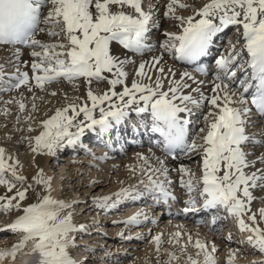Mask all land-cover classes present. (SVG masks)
<instances>
[{
  "label": "snow or ice",
  "instance_id": "snow-or-ice-1",
  "mask_svg": "<svg viewBox=\"0 0 264 264\" xmlns=\"http://www.w3.org/2000/svg\"><path fill=\"white\" fill-rule=\"evenodd\" d=\"M145 2L0 0V49L10 52L6 63L15 68L9 77L15 82L3 91L22 86L30 93L35 89L46 91V85L60 81L78 88L77 80H82L87 89L84 103L57 109L41 122L39 135L24 140L33 153L54 156L65 143L75 146L86 131L109 134L135 113L141 116L146 129L162 138L157 144L162 145L165 157L172 156L176 148L202 157V175L197 178L184 164L170 169L166 159L154 153L151 157L137 153L147 183L145 192L136 195H150L164 203L175 200L168 187L173 183L170 171L174 170L189 197L185 214L201 210L194 195L198 192L203 198L202 210L223 208L235 216L240 231L247 233L244 242L264 255V229L259 227L256 213L251 212V203L256 199L252 190L264 191V167H257L264 165V151H254L257 146L264 150V128L260 139L249 133L250 126H258L254 117L264 124V0H208L188 16L177 14L178 9L192 8L182 0H167L160 16L155 15L159 0H147V10ZM161 19L176 22L178 31L165 30L153 42L154 32L163 27ZM230 27L237 30L236 40L227 41V51L214 58V68L200 66L201 59L211 55L217 38ZM25 51L27 61L22 59ZM166 57L197 65L195 71L204 77L211 71V95L203 91L205 80L188 71L177 73ZM22 66L29 70L22 71ZM128 66L133 68L131 73L126 70ZM6 74L5 63L0 62V81ZM105 83L107 90L94 92L93 84ZM7 103H17L20 112L26 109L23 100ZM32 108L36 110L35 103ZM205 108L207 112L202 111ZM97 110L99 118L94 115ZM197 112H201L203 126L193 130L192 117ZM81 114L82 118L77 119ZM31 119L29 116L26 121ZM72 128L75 131H70ZM27 131H33L31 125ZM152 158L155 166L150 163ZM12 160L0 148V186L12 193L0 196V212L22 213L0 228L18 236L11 248L0 249V264L6 259L15 264L18 254L35 257L33 264H77L71 255L75 245L72 233L86 231V227H77L73 214L65 211L73 205L53 198V178L45 177L43 169L29 183L18 172L19 161L8 162ZM34 185H43V194ZM29 190L36 192V202L24 206ZM132 195L128 188L115 193L118 200ZM110 199L102 197L96 202L102 207ZM142 215L138 212L123 223L139 225ZM245 215L251 224L245 222ZM259 216L264 221V208ZM181 236L180 232L173 236L181 253L191 245L197 250L196 257L203 256V264H216L215 244L209 251L206 243L193 242L189 235L181 245ZM227 239H232L231 234ZM152 240L159 252L162 237L154 236ZM168 257L164 264L179 260L175 252ZM235 258L236 252H230L227 264H234ZM186 264L200 261L188 255ZM253 264H264V260Z\"/></svg>",
  "mask_w": 264,
  "mask_h": 264
},
{
  "label": "bare ground",
  "instance_id": "bare-ground-1",
  "mask_svg": "<svg viewBox=\"0 0 264 264\" xmlns=\"http://www.w3.org/2000/svg\"><path fill=\"white\" fill-rule=\"evenodd\" d=\"M182 2L191 5L192 8H190L189 10L178 9L177 10V14L178 15L188 16V15H192V9H196V8H199V7L203 6V4L207 3L208 0H182ZM166 3H167V0H159V11L155 13L156 16H160V14L165 10L164 6H165ZM144 6H145V10H147V0L145 2ZM160 22L162 23L163 27L159 31L154 32V34H153V42H155L156 37L157 36H161L163 31H165V30L178 31V25H177L176 22L168 21V20H165V19H161ZM230 28H232L234 30L236 29L235 27H230ZM223 34L224 33H222L220 35V37L217 38L214 46L212 47L211 55L209 57L202 58L201 61L199 62L205 68H208L210 70L212 68H214L215 67L214 58L218 57L222 53H226V51H227V40L225 39L226 41L223 42V39H224ZM221 47H223V50L220 51L219 49ZM237 47H239V45H237ZM9 55H10V52L5 51L3 49H0V62H4L5 63L6 73H7L5 78H4V80L0 81V105L3 106V108H5L7 110V112H8V114H9V115H7V118H6L8 120H5V121H1L0 120V123H4L6 125V128H8V131L10 133L11 132L13 134L17 133L18 136H20V138H21V144L20 145H21V149H22V147L28 146L27 145L28 143L26 142V140H24V137H26L27 135H29V133L32 132V131L31 132L27 131L28 126L31 125L32 128H34L35 125H37L36 117H35L36 115H34V113H36L37 111H40V109L38 108L39 106L38 107L36 106V110H33L32 104L38 99V97H40V99H46L47 97H50V98H52V97H55V98L60 97L61 100L59 102L62 105V107L61 108L59 107V109H62L64 107H66L68 104H70L69 101H73V103H77V104L84 103L87 100V97H86L87 89H86V87H85V85H84L82 80H77L75 83L79 86L78 88H74L72 84H68L65 81H60V82H56V83H53V84L46 85L45 86L46 87V91H41L39 89H35L34 92L30 93L23 86L20 89H18V90L13 89V90H10V91H3V89H5V88H10L11 84L15 82L14 80L9 79L11 74L15 72V68L12 67L10 64L6 63ZM148 58L149 57H147V56L145 57V59H148ZM22 59H24L26 61L29 59L27 51H25L24 54L22 55ZM133 59H137L138 60L137 57H133ZM166 60H167L168 65L173 67L177 71V73L182 72V71H188V72L192 73L194 76H196L197 79L205 80L206 83L203 86V91L207 95H211L210 88H211L212 85H211L210 81L213 78V73L211 71H210L209 76L204 77V76H202V75H200V74H198V73H196L194 71L193 65H189L187 63L179 62V61L173 62V60L170 57H166ZM21 70L25 71V70H29V69L27 67H25V66H22ZM126 70H128L131 73L133 71V68H132V66H128ZM153 75H155V73H153ZM92 87H93L94 92L101 93V92L107 90L108 85L106 83L105 84H99V85L93 84ZM52 92H56L57 95L56 96L51 95L50 93H52ZM29 94H30V96H28ZM37 94H39V95L37 96ZM34 97H35V99H34ZM77 98H79V99H77ZM12 100H15V101L23 100V102L26 105V109L25 110L30 111V112H28L27 116L23 115L24 112H20L19 111V106H18L17 103H7L8 101H12ZM87 102L89 104L91 103L90 101H87ZM207 110L208 109L205 108L202 111L203 112H207ZM69 114H71V113L69 112ZM82 115L83 114H81V117H78L77 119L82 118ZM94 115H96V117L99 118L98 110L94 113ZM29 116H31L32 119L26 121V118L29 117ZM10 117H11V121H10ZM192 120H193V124H192V129L193 130L198 129L199 127L203 126L202 125V119H201V112H197V114L192 117ZM254 120H255V122H256V124L258 126L257 127H251L250 126L249 127V133L250 134H254L256 139H260L261 138V136H260L261 128H264V124H262L260 122V120L258 118H256V117H254ZM128 121L131 122V123L127 122V124H124V125L120 126L118 130H113L111 133L103 135V136L98 133V130L95 131L97 134H99L98 139H95V136L89 135L88 137H86L85 141H82V142H84V145L80 144V143H77L75 146H64L63 148H60L62 155L64 154L63 156H65L68 153L71 155L69 159L73 160V162L76 163L75 165H78L80 162L84 163V161H89V160L93 163V165L90 167V169L89 168L87 169L85 167H81V165L79 166L78 169L84 171L85 173L87 172L88 174H86V175L89 176V179H88L89 181H87L85 179L83 182H85L87 184H90V185H92V184H94L96 182H101L100 181V173H96V171H100L102 167L106 168L105 169V173H107L109 171V169H111V168H114L115 170H120V168H124V167L130 168L131 165L133 166V168H135V167L136 168H140V167H138V165L142 164V161L137 157V153H141L144 156H149V157H151L152 154L154 153L155 156H160L162 159H166V162H167L168 167L170 169H174L178 165L184 164L185 166L189 167L193 172L196 173L197 178H199L202 175V157L199 154L190 156V155L185 154V151H179V152L177 151L176 152L177 156L174 159H172V157H165L164 153L161 150L162 149V145H158L157 144V141H159L158 140V135L155 134V133H152L150 130L146 129L143 126V120H142L141 116H136L135 113H132L130 115V119ZM5 125H4V127H5ZM40 125H41V123H40ZM74 130H75V128L70 129V131H74ZM88 132H91V131H88ZM91 133H94V132L92 131ZM89 140L92 143L91 144V148H93V151H95V152H93V151H90V152L83 151L82 152V147L83 146L84 147H89L90 146V145L88 146V143H87V142H89ZM96 142H98V143H96ZM122 142L125 144L124 146L122 145ZM114 145H116L119 148V149H117V151L115 150ZM23 149H25V148H23ZM149 149H151V152H149ZM121 150H123V153H120ZM249 151H253V149H249ZM254 151L257 152V153H261L264 150H262L259 146H257L254 149ZM80 153H82L81 154L82 156L76 157ZM84 158H86V159H84ZM34 160H35V162H34V170L36 171V174L38 173V171L40 169H43V173L46 172V174L44 173V176L45 175H46V177L51 176L53 178V181H52V187H53L52 196H53V198L62 200L63 199L62 193H64L65 191H68L69 193L72 194L70 196L71 199H72V196L76 195V191L74 189L70 188V190H68L66 187H65L66 189L64 188V184L72 182L70 180L68 182H66V179L68 177V174L65 171V166H64L66 164H61V163L58 164L59 172H57L56 175H55V174H52L50 171H48V169H49L48 167H49L50 162H52V160H54L52 155L36 154L35 153V159ZM150 163L153 166H155L154 158L150 159ZM257 167H264V165L257 164ZM77 171L78 170H75V172L72 171L73 174L70 173L71 175H69V176H70L71 180L73 179V177H75L74 174H78ZM102 171H104V169H102ZM83 173H81V174H83ZM20 174L23 175V176H27L28 173L26 171H21ZM28 177H29V175L27 176V178ZM80 179H82V177H79L77 179L78 183H79ZM161 179H163V178L161 177ZM170 179L173 181L172 185L173 184L176 185L175 189H181V190H185L186 191V189H183V188L180 187V185H179V176L177 175L176 171H174V170L170 171ZM90 181H91V183H90ZM81 183H82V181H81ZM85 183H83V184H85ZM75 184H76V182H75ZM95 185H97V184H95ZM201 185H202V183H201ZM77 186H78V184H77ZM125 187H129L128 189H130L132 191L133 195L130 196V197H124V198L119 199V200L117 199V197L115 195H114V197L113 196L111 197L110 201H108L110 204H107V207L109 208V211H111V209L114 207L112 209L113 212L114 211L121 212L118 215H115V214L111 215L110 216L111 219H114L116 221H121V219L127 220L129 217H131V216L135 215L136 213L140 212V213L144 214V215L139 217L140 221H142L143 218H145V214H146V210L145 209H148L150 207L152 208V206L154 205V206H157V207L155 209H153V210L157 209L156 211H158V213L161 212L160 218L158 220L160 222H162V223L166 221L167 223L170 224V226H173V227L175 225L180 224V223H178V224L176 223L175 225H172V222L175 223L178 220V218H180V219L182 218V220H187L188 219V221L192 222V223L189 224L190 228H192L193 230H199V231L201 230L205 234H208V232L211 234L212 232H214L213 228L218 226V224H217L218 223V218L221 217V216L219 215V217H217V216L214 217L213 214H212V212L214 210H202V205H200L198 203H197V208L201 209V210L195 211V216H194L195 218H191V217H189L188 215H186L184 213L183 209L187 206L185 202L189 198L188 195L186 196V198L184 199L183 202L179 203V205H181L179 207V211H183V212L179 213L177 211L178 209H174L175 208L174 207L173 208L174 209L173 212L170 211L168 213V215H167V210L171 209L170 205L172 204V200H169L167 203L163 202V204L165 205L164 208H168V209H165L164 211H161L160 209L162 207L158 208V206H160L159 204H161V200L158 201L157 199H155L152 196L154 201H155L154 202L155 204L152 203V201H150L151 202L150 203L147 200H146L147 202L144 203L142 201V198L144 197V195L143 196H137L136 195L137 192H140V193H142V192L136 187L126 186V185L123 184L118 189H116L115 191H109V190L105 191V196L104 197H110L113 193H117L122 188H125ZM253 190H255V189H253ZM258 190H259V192L261 191L260 189H258ZM43 191H44V189H43ZM42 194H43V192H42ZM194 195H196V197H197V193H194ZM148 196H150V195H148ZM200 198H202V197H200ZM112 199H116V201H113ZM261 199H263V198H261ZM202 200H203V198H202ZM64 202L71 204V201L67 200V199ZM116 202H119V203H117V205H116ZM197 202H198V199H197ZM121 204H123V205H121ZM142 205L143 206L148 205V207H143L142 208V207H140ZM149 205H151V206H149ZM72 207H74V205ZM115 207H117V208H115ZM71 208L66 209L65 211L66 212H70ZM144 210H145V212H144ZM151 211H149V213ZM206 211H208V212L212 211V212H211V214H209V213L206 214ZM202 212H203V214H205L204 217H206V218L209 217L210 218V222L209 223L206 222L205 223L206 225L205 224L203 225V223H202L203 220L199 217L200 215H198V213H202ZM190 213H192V212H189L187 214H190ZM98 215H95V216L98 218L99 217ZM103 215H105V214H103ZM197 215H198V217H196ZM106 219H107V217H106ZM213 219H215V223H213ZM14 220H12L10 218L7 219L6 217L5 218L4 217L0 218V228H4V226L6 224H9V223L13 222ZM182 220H181V225H182ZM232 221L235 223V224L234 223L233 224L238 228V231H237L238 234L240 236L241 235L246 236L247 233H244V232L240 231L238 223H236L237 218L235 220L234 216H233ZM262 223H264V221ZM185 224L186 223H184V225ZM80 225H83V224H80ZM140 225H142V222L139 223V225H135V227H133L132 230H136V233H137V231H138V233H141L142 231L139 232V226ZM196 225L198 227H191V226H196ZM229 225L232 226V223H230ZM99 227H98V229H99ZM137 228H138V230H137ZM177 228H179V227H177ZM144 229H146L145 226L143 227L142 230H144ZM164 229H165V227L163 229L162 228H160V229L157 228V230H155L156 232H155L154 236H158V235H162L163 236V231L162 230H164ZM115 231L118 234L121 232V230H118L116 227H115ZM3 232L6 233V235L8 233H10V234H13V233L11 231H0V235L2 234V236H0V240L2 241L0 243V249H9V248H11V246L13 244L18 242V237H17V235H15L13 237L9 236L10 237L9 238L8 236L3 235ZM147 232H149V231L147 230L145 233H147ZM161 232H162V234H160ZM74 234H77V232L72 233V236ZM164 236H165V234H164ZM184 239H186V237ZM184 239L182 240V245L185 244ZM169 240L171 241L172 239H169ZM209 243H210V241H209ZM105 244H107V243H105ZM174 244H176V242ZM213 244L216 245L217 243H215V242L211 243L210 248L212 247ZM30 246L31 245H29V247ZM148 247L150 248L149 250H151V252H152V250L156 249V245L153 242V240H151L149 243H147V248L146 249H148ZM160 249H162V245L160 246ZM77 251H80L79 253H77V254H79L78 255V259H76L77 264L78 263L84 264L81 261L84 258H87L86 256L88 254H86L85 251H83L82 249H78ZM161 251L164 252V249L161 250ZM155 252H157V251H155ZM159 252H160V250H159ZM160 254H162V253H160ZM168 254H169V251L165 250V254H164L165 259L168 257ZM213 255L215 256L216 254L214 253ZM138 258H139V256H137L136 259H138ZM194 258L198 259L200 261V264H203V256L202 255L200 257L194 256ZM34 260H35V257H23V256H20L18 254V258L15 261V264H33ZM215 260H216V264H224V262L223 263L221 262V258L219 256H215ZM235 260L239 261L237 258H235ZM262 260H264V258ZM184 261H182V262H184ZM86 262H85V264H87ZM178 262H180V261L179 260L175 261V264H179ZM132 263H134V262H132ZM4 264H13V262L10 259H7ZM145 264H147V262ZM185 264H186V261H185Z\"/></svg>",
  "mask_w": 264,
  "mask_h": 264
},
{
  "label": "rangeland",
  "instance_id": "rangeland-1",
  "mask_svg": "<svg viewBox=\"0 0 264 264\" xmlns=\"http://www.w3.org/2000/svg\"><path fill=\"white\" fill-rule=\"evenodd\" d=\"M223 42L226 40L228 41L229 39L235 41L237 38V30L235 29H228L224 32L223 34ZM226 39V40H225ZM223 44V43H222ZM221 44V45H222ZM220 51L223 50V47L219 49ZM39 94H37L38 96ZM30 96V94L28 95ZM61 98L60 97H47L46 99H38L34 102L35 105L40 109V111H37L34 113L36 115V122L37 125L33 128V131L29 133L26 137H34L36 135H39V133L43 130L42 126L40 123L48 118H50L52 115H54L55 111L61 108L62 105L60 104ZM70 103H73V101H69ZM54 111V112H53ZM5 112L7 114H5ZM28 112L25 110L23 115L27 116ZM49 114V115H48ZM6 115V116H5ZM8 112L3 106L0 105V120L5 121L8 120L7 118ZM11 121V117H10ZM4 123H0V148L5 149V155L6 156H11L13 158L12 161H8L9 163H12L15 160L19 161V166H18V172L20 173L21 171H26L29 175L28 177V182L32 183V177L36 176V171L34 170V162H35V153H33L30 149L29 146H24L21 149V138L18 136L17 133H10L8 131V128H6V125L4 127ZM75 131V130H74ZM22 137V136H21ZM27 142V141H26ZM66 144V143H65ZM28 145V144H27ZM67 146V144L65 145ZM27 147V148H26ZM25 148V149H23ZM115 150L119 149L116 145H114ZM83 152V150H82ZM120 153H123V150H121ZM82 153H80L76 157H80ZM64 155V154H63ZM61 153L60 148L56 150V155L53 156L52 162L49 164V169L52 174H55L59 172V167L58 164H66L65 166V171L68 174V177L66 179V182L69 180L72 181L71 183H66L64 184V188L66 187L68 190L74 189L76 191V195L72 196L71 199V193L68 191H65L62 193L63 195V201L70 200L71 204L74 205L70 209V212L73 214V223L78 227L80 224H83L86 227V231L83 232H77V234H74L73 237L75 238V245L71 249V255L73 259H78L77 253L80 251H77L78 249H82L85 251L86 254H88L84 258V261H82L84 264L85 262L87 264H164L165 260L167 261L169 257L165 259L164 254L165 250L170 252H175L176 255L179 257V264H185V261L187 260L188 255H192L193 257L196 256V249L192 247L191 245L188 246L187 251L185 253H181L179 246L175 243V240L173 239V234L176 232H179L182 234L180 238V244L182 245V240L184 239L185 243L187 242V238L189 235H191L193 242L196 240H199L203 243H206L208 245V249L211 251V243H217L215 246L217 248V252L215 253V256H219L221 258V262L224 264H227L228 256L230 252H236V258L239 261H234V264H253V262L260 261L264 258V255H261L258 251L254 250L250 245H248L246 242L247 235H239L238 234V228L234 225L235 223L232 221L233 215L229 214L225 209L220 208L218 210H214L213 212L206 211V214L209 213L213 214L214 217H221L218 218V226L214 227V232L211 234L208 232V234H205L201 230H193L192 228L189 227V224L192 223L187 220H182V218H178V220L173 223L172 225H175L176 223H180L178 225L170 226V224H162L159 219V215L161 212L158 213V211L153 210L157 206H152V208L145 209L146 214L145 216L147 217V220L143 218L142 225L139 226V232L141 233H136V230H132L135 225H128L123 223V221H126L124 219H121V221H116L114 219H111V215H118L119 211H109V208L107 207V204H110L108 201L104 206H98L97 205V199L102 198L105 196V191H115L118 189L121 185H126V186H131V187H136L138 188L142 193L145 191V184L147 183V177L146 175L141 173V165L139 164L138 167H135V171H132L133 166L131 165L130 168L124 167L120 168V170H115L114 168L109 169L107 173H105L104 167L101 168L100 171H96V173H100V181L101 182H96L92 185L87 184L83 182L85 179L89 181V176L86 175L88 174L87 172L85 173L84 171L78 169L79 166L89 168L93 165V163L89 161H84V163H79L78 165H75L76 163L73 162V160H70V154H66L63 156ZM64 159V160H63ZM82 159V158H81ZM86 159V158H84ZM76 166V167H75ZM102 166V165H101ZM75 167V168H74ZM73 169V170H72ZM104 169V171H102ZM75 170H78V174H74L75 177L71 180L70 176L75 172ZM73 171V172H72ZM84 172V173H83ZM104 172V173H103ZM46 174V172H44ZM71 173V174H70ZM83 173V174H80ZM26 176V177H27ZM46 177V175H45ZM79 177H82L80 179L79 183L77 182V179ZM82 181V183H81ZM141 181H144L145 183L142 184ZM76 182V184H75ZM93 182V181H92ZM85 183V184H83ZM91 183V181H90ZM78 184V186H77ZM97 184V185H95ZM135 184V185H134ZM86 187H85V186ZM134 185V186H133ZM35 186V185H34ZM90 186V187H89ZM144 186V187H143ZM22 187L18 185V188ZM36 191L41 193L43 192V185H38L35 186ZM83 187V188H82ZM169 190L176 196L175 200H172V206L170 205L171 209H168L167 212L172 211L174 209H178L177 211L179 213L183 211H179V205L180 202H183L184 199L186 198L187 191L181 190V189H175L176 185H170L168 186ZM202 187V185L200 186ZM65 188V189H66ZM129 188V187H125ZM137 189V190H138ZM143 189V190H142ZM181 190V191H180ZM253 195L256 197L251 203V212L256 213L257 221L259 222V227L264 229V223L261 221L260 216H259V210L264 208V191H260L258 189L252 190ZM11 195L12 193H7L6 188L4 186H0V196L3 195ZM115 193H113L110 197H114ZM29 198L23 202L24 206H26L28 203H35L36 202V192H32L29 190L28 193ZM260 199H259V198ZM263 198V199H261ZM197 199H198V204L202 205L203 200L202 198L199 197L198 192H197ZM259 199V200H258ZM113 201H116V199H112ZM152 201L154 203V199L152 196L144 195L142 198V201L145 203L147 201ZM174 201V202H173ZM119 202H116V205ZM151 203V202H150ZM155 204V203H154ZM123 205V204H121ZM125 205V204H124ZM158 208H161V211H164L165 205L163 204V201L161 200V204H159ZM151 206V205H149ZM88 207V208H87ZM140 207H148L146 206H140ZM175 207V208H174ZM117 208V207H115ZM174 208V209H173ZM150 209V210H149ZM89 210V211H88ZM144 210V212H145ZM152 210V211H151ZM224 210V211H223ZM149 211H151L149 213ZM18 210H12L11 212L3 213L0 212V218L6 217L7 219H12L14 220L18 215H20ZM99 214V215H98ZM105 214V215H103ZM217 214V215H216ZM95 215H98L99 217L97 218ZM181 215V214H180ZM191 218H195V212L186 214ZM200 215L199 217L203 220V225L207 222H210L209 217H204L205 214L198 213ZM198 215L196 217H198ZM210 216V215H209ZM107 217V219H106ZM232 217V218H231ZM244 220L246 223L251 224V221L248 220V215H245ZM234 219L236 220L235 216ZM102 220V221H101ZM181 220H182V225H181ZM109 221V222H108ZM151 221V222H150ZM155 221V223H153ZM230 221V222H229ZM121 223V224H120ZM164 223V222H163ZM166 223V221H165ZM184 223H186L184 225ZM232 223V226L229 224ZM234 223V224H233ZM237 223V221H236ZM150 224V225H149ZM153 225V226H152ZM206 225V224H205ZM96 226V227H95ZM100 226V227H99ZM145 226L146 229L142 230L143 227ZM226 226V227H225ZM99 227V229H98ZM115 227L118 230H121V232L118 234L115 231ZM138 227V226H137ZM163 231V236L160 235L162 238L161 244L162 249H160V252H155V250H149L150 248H147V243H149L152 240V237L155 234V230L157 228H164ZM179 227V228H177ZM185 227V228H184ZM191 227H198L196 226H191ZM121 228V229H120ZM175 228V229H174ZM218 228V229H217ZM235 228V229H234ZM104 229V230H103ZM112 229V230H111ZM187 229V230H186ZM192 229V230H191ZM138 230V228H137ZM149 231L145 233L146 231ZM114 231V232H113ZM145 231V232H144ZM2 233V232H1ZM168 233V234H167ZM162 234V232L160 233ZM165 234V236H164ZM187 234V235H186ZM231 234L232 239L228 240L227 237ZM3 235L5 236H10L13 237L15 234H10L3 232ZM111 235V236H110ZM2 236V234L0 235ZM185 236V237H184ZM7 237V238H8ZM9 237V238H10ZM18 237V236H17ZM166 238V239H165ZM183 238V239H182ZM171 243H170V240ZM11 240V239H10ZM128 240V241H127ZM210 241V243H209ZM2 241L0 240V243ZM104 242V243H103ZM110 242V243H109ZM103 243V244H102ZM107 243V244H105ZM173 244V245H172ZM120 245V246H119ZM172 245V246H171ZM116 246V247H115ZM164 249V252L161 251ZM150 252V253H149ZM162 253V254H160ZM164 253V254H163ZM221 255V256H220ZM137 256H139L138 259ZM156 258V259H155ZM158 258V259H157ZM185 260V261H184ZM184 261V262H182ZM134 262V263H132ZM81 264V263H78ZM175 264V261L173 262Z\"/></svg>",
  "mask_w": 264,
  "mask_h": 264
}]
</instances>
